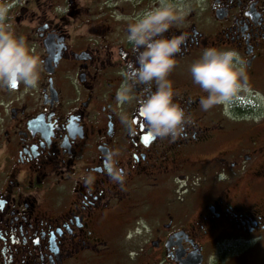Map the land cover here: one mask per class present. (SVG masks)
Instances as JSON below:
<instances>
[{"label": "flooded vegetation", "instance_id": "af4514ba", "mask_svg": "<svg viewBox=\"0 0 264 264\" xmlns=\"http://www.w3.org/2000/svg\"><path fill=\"white\" fill-rule=\"evenodd\" d=\"M158 2L34 4L23 32L11 19L41 79L0 86V264H180L195 253L203 264L263 246L264 0H183L164 33L185 37L168 76L191 118L176 139L154 136L135 102L123 106L129 128L115 102L135 60L117 17ZM206 47L236 50L246 81L230 106L203 111L188 66ZM112 151L122 183L108 174Z\"/></svg>", "mask_w": 264, "mask_h": 264}, {"label": "clouds", "instance_id": "9594fccd", "mask_svg": "<svg viewBox=\"0 0 264 264\" xmlns=\"http://www.w3.org/2000/svg\"><path fill=\"white\" fill-rule=\"evenodd\" d=\"M14 4L15 0H0V86L22 83L27 91L39 85L41 60L11 23L10 9ZM186 11L183 0H159L155 6L132 16L117 17L126 21L124 40L135 53L134 63L119 71L122 79L115 90V102L121 108L119 118L129 128L133 121L123 106L132 102L154 136L176 139L184 135L185 125L191 122L185 109L174 101L172 81L168 78L185 37L164 35L170 25L183 20ZM243 65L234 49L206 47L201 51L188 66L192 83L205 93L199 97L201 110L234 102L246 81ZM138 86H142L139 95L135 91ZM116 155L114 151L107 154L108 174L113 181L122 183L125 173L116 165ZM214 259L215 255L209 257L210 264Z\"/></svg>", "mask_w": 264, "mask_h": 264}, {"label": "rangeland", "instance_id": "374dc122", "mask_svg": "<svg viewBox=\"0 0 264 264\" xmlns=\"http://www.w3.org/2000/svg\"><path fill=\"white\" fill-rule=\"evenodd\" d=\"M59 3L60 0H15L14 7L10 9V15L15 22L18 21L19 28L22 31V28L27 27L26 22L30 6L35 4L47 8L49 5L53 7ZM262 245L264 246V244ZM232 246L229 244L230 248ZM244 246L247 247L244 249ZM263 246L257 247L256 245H252V242L235 245L233 251L207 254L203 264H210L209 257L213 255H215V259L211 261V264H264Z\"/></svg>", "mask_w": 264, "mask_h": 264}, {"label": "water", "instance_id": "95a60500", "mask_svg": "<svg viewBox=\"0 0 264 264\" xmlns=\"http://www.w3.org/2000/svg\"><path fill=\"white\" fill-rule=\"evenodd\" d=\"M180 264H202V256L201 254H197V253L192 254Z\"/></svg>", "mask_w": 264, "mask_h": 264}]
</instances>
